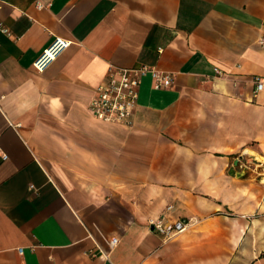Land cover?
<instances>
[{
    "label": "crops",
    "instance_id": "crops-1",
    "mask_svg": "<svg viewBox=\"0 0 264 264\" xmlns=\"http://www.w3.org/2000/svg\"><path fill=\"white\" fill-rule=\"evenodd\" d=\"M1 1L0 264H194L196 242L264 264V0ZM140 65L173 84L145 76L131 126L96 118L109 69Z\"/></svg>",
    "mask_w": 264,
    "mask_h": 264
},
{
    "label": "built area",
    "instance_id": "built-area-1",
    "mask_svg": "<svg viewBox=\"0 0 264 264\" xmlns=\"http://www.w3.org/2000/svg\"><path fill=\"white\" fill-rule=\"evenodd\" d=\"M2 5L3 1L0 0V9ZM38 6L42 7L44 5L39 3ZM0 32L6 35L11 34L9 27L4 23L1 16ZM70 43V41L61 38L54 39L34 62L36 69L43 71L47 64ZM216 72L220 75L223 74L219 69H216ZM147 75H151L153 86L156 89L168 88L173 84V77L170 73L159 71L147 65L131 68L114 67L109 69L104 80L95 89V95L89 104L92 114L106 122L131 126L138 106L140 86L143 78ZM256 82L255 95L263 88L262 80L257 79ZM6 157L4 155V158ZM151 224L166 237H173L184 231L188 226L186 221L170 223L163 218L152 220ZM108 243L110 247H113L118 243V238L112 237ZM19 251H22V249H19Z\"/></svg>",
    "mask_w": 264,
    "mask_h": 264
},
{
    "label": "rangeland",
    "instance_id": "rangeland-1",
    "mask_svg": "<svg viewBox=\"0 0 264 264\" xmlns=\"http://www.w3.org/2000/svg\"><path fill=\"white\" fill-rule=\"evenodd\" d=\"M199 244L202 245L201 242H196L194 252H192L195 255L194 264H209L210 261L205 257ZM189 250H191V248H189Z\"/></svg>",
    "mask_w": 264,
    "mask_h": 264
}]
</instances>
